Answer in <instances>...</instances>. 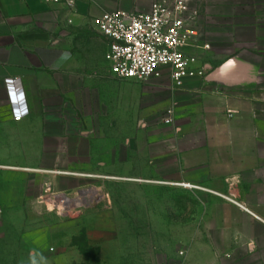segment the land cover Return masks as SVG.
<instances>
[{"label":"crops","instance_id":"obj_1","mask_svg":"<svg viewBox=\"0 0 264 264\" xmlns=\"http://www.w3.org/2000/svg\"><path fill=\"white\" fill-rule=\"evenodd\" d=\"M251 2L206 0V40L185 49L205 74L172 91L176 119L164 123L171 144L162 145L173 158L169 180L206 197L207 238L194 232L182 240L174 230L184 248L174 264H264V0L259 11ZM76 3L72 12L45 0H0V240L31 234L21 214L48 207V187L63 177L48 167V150L55 134L74 131L66 110L85 85L86 21L101 13L89 0ZM93 39L104 43V56L93 53L94 69L109 62L107 40ZM10 79L22 82L21 93H10ZM164 79L144 83L162 86Z\"/></svg>","mask_w":264,"mask_h":264},{"label":"rangeland","instance_id":"obj_2","mask_svg":"<svg viewBox=\"0 0 264 264\" xmlns=\"http://www.w3.org/2000/svg\"><path fill=\"white\" fill-rule=\"evenodd\" d=\"M89 1L102 14L149 10L156 0ZM258 1L252 0L250 8L256 11ZM191 6L199 11L197 27L205 42L201 20L206 0H191ZM86 22L85 85H79L78 95L71 94L66 110L74 131L55 134V147L48 150L53 161L48 167L64 178L47 193L48 207L21 214L31 234L0 240V264H174V254L184 250L173 240L174 230H181L182 240L194 232L198 240L207 238L206 197L189 184L169 180L174 166L163 150L171 144L163 121L168 109L175 110L171 70L154 75L165 76L162 86H154L122 80L104 61L93 69V53H102L104 43L93 39L99 34L93 19ZM196 63L193 68L201 69ZM91 190L92 196L80 194ZM59 194L88 200L63 210L61 199L49 200Z\"/></svg>","mask_w":264,"mask_h":264},{"label":"built area","instance_id":"obj_3","mask_svg":"<svg viewBox=\"0 0 264 264\" xmlns=\"http://www.w3.org/2000/svg\"><path fill=\"white\" fill-rule=\"evenodd\" d=\"M45 1L65 4L72 12L77 11L76 0ZM198 18L199 11L192 8L191 0H156L149 10L120 8L96 16L93 22L98 33L107 40L105 58L116 77L144 83L168 67L174 87L179 88L193 74H205V68H193L197 58L185 53L186 48L197 46L201 38ZM203 47L210 48V45L204 44ZM7 86L11 94L23 90L20 80H7ZM174 119L175 110L170 108L164 122L173 124ZM50 190L49 187L47 192ZM87 193L80 192L83 196L90 195ZM65 198L70 199L59 194L49 200L56 203L61 199L62 209L68 210L70 204ZM87 200L86 197L77 199L81 202Z\"/></svg>","mask_w":264,"mask_h":264},{"label":"bare ground","instance_id":"obj_4","mask_svg":"<svg viewBox=\"0 0 264 264\" xmlns=\"http://www.w3.org/2000/svg\"><path fill=\"white\" fill-rule=\"evenodd\" d=\"M94 192H95V190H91V191H89V193H93L94 194ZM89 193H87V194H89ZM65 201L68 203V204H70V203H72V202H76V203H80L81 201H74V200H71V199H66L65 198Z\"/></svg>","mask_w":264,"mask_h":264}]
</instances>
